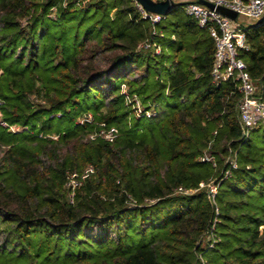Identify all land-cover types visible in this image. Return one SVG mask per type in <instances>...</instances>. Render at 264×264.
I'll list each match as a JSON object with an SVG mask.
<instances>
[{"label": "trees", "instance_id": "1", "mask_svg": "<svg viewBox=\"0 0 264 264\" xmlns=\"http://www.w3.org/2000/svg\"><path fill=\"white\" fill-rule=\"evenodd\" d=\"M247 38L264 98V22ZM213 61L182 3L152 24L137 0H0V115L21 128L0 125V264H264V125L243 132Z\"/></svg>", "mask_w": 264, "mask_h": 264}, {"label": "built area", "instance_id": "2", "mask_svg": "<svg viewBox=\"0 0 264 264\" xmlns=\"http://www.w3.org/2000/svg\"><path fill=\"white\" fill-rule=\"evenodd\" d=\"M217 6H224L238 13L236 19L220 13L216 8H211L198 0H174L175 3H183L185 13L193 18L201 28H206L214 42V61L212 66V79L216 84L231 80L236 83L237 89L241 94L238 102V110L242 130L248 134L250 130L264 125V98L259 94L258 86L247 69V63L242 57L243 50L249 48L247 38V27L238 21V18H246L250 22H256L264 16V0H207ZM138 7L144 18L149 19L152 24L161 22L165 15L147 11L140 3ZM253 23V24H254ZM155 33V31H154ZM144 49L153 48L156 53L161 52V47L152 41H145L140 45ZM127 85H122V91L127 99L133 102L137 113L145 114L148 117L155 115L154 110H146L141 105L137 96L130 97L127 92ZM1 104V99H0ZM91 114L79 120L80 123L91 121ZM0 125L8 128L12 132L19 131L21 128L17 125L9 124L0 115ZM101 130L97 134L91 135V138L101 136L108 141H113L119 134L115 126L105 127L102 124ZM201 161H213L209 153L200 157ZM231 168H236L234 159L230 160ZM94 171L93 166H88L83 173L69 174L67 186L71 189L69 197L74 201L75 190L80 186L83 180ZM230 174L226 172L225 177ZM203 185V184H202ZM216 186H212L213 196L216 194ZM180 193H191L194 190L179 187Z\"/></svg>", "mask_w": 264, "mask_h": 264}, {"label": "water", "instance_id": "3", "mask_svg": "<svg viewBox=\"0 0 264 264\" xmlns=\"http://www.w3.org/2000/svg\"><path fill=\"white\" fill-rule=\"evenodd\" d=\"M200 3L205 4L211 8H216L220 13L225 16H228L232 19H236L238 13L232 9H229L224 6H217L214 3H211L207 0H198ZM147 11L153 13H159L167 16L175 6L174 0H137ZM183 4V3H182ZM264 22V16L258 19L255 24L258 25Z\"/></svg>", "mask_w": 264, "mask_h": 264}, {"label": "rangeland", "instance_id": "4", "mask_svg": "<svg viewBox=\"0 0 264 264\" xmlns=\"http://www.w3.org/2000/svg\"><path fill=\"white\" fill-rule=\"evenodd\" d=\"M238 21L240 22V23H242L244 26H246V27H249V26H251L253 23L252 22H250L249 20H247L246 18H242L241 16L238 18ZM172 101V100H171Z\"/></svg>", "mask_w": 264, "mask_h": 264}]
</instances>
